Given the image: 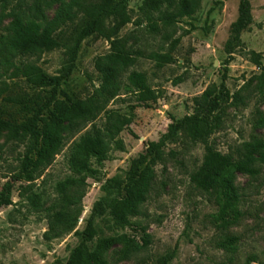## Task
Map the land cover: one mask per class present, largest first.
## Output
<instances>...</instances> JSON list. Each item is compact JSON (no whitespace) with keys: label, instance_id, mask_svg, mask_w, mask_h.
I'll use <instances>...</instances> for the list:
<instances>
[{"label":"rangeland","instance_id":"rangeland-1","mask_svg":"<svg viewBox=\"0 0 264 264\" xmlns=\"http://www.w3.org/2000/svg\"><path fill=\"white\" fill-rule=\"evenodd\" d=\"M70 0H0V39L12 34L10 13L27 12L36 2L43 9L42 23L57 15ZM184 0H175L157 10L145 9L146 0H130L132 22L119 38H126L134 61L118 77L120 90L94 119L77 120L65 131L63 146L49 164L41 165L32 182L15 180L25 158L28 140L8 141V131L0 135V192L12 184L13 205L0 209V264H66L79 244L96 202L109 198L108 183L126 178L131 163L143 153L151 141H160L173 119L193 113L194 99L206 89L220 88L226 74L230 99L218 111L220 125L211 135V144L223 154L239 158L246 143H264V0H251L252 25L243 32L241 43L231 53L226 51L231 26L239 15L240 0H200L192 16L177 17L172 24L165 16H173ZM193 0H185L191 3ZM152 24L157 26L152 30ZM65 37L71 32L65 28ZM111 43L103 38H88L79 50L76 68L61 85L74 100H87L101 87L103 78L98 63L111 53ZM261 54L263 69L252 60ZM168 55L170 62L161 64L154 56ZM7 52H0V75L10 74ZM14 63L33 64L45 73L56 76L67 62L66 49L61 47L41 56L11 58ZM146 76L158 100L150 107L139 104L127 93L132 73ZM11 80L1 77L0 81ZM14 95L28 98L40 89L20 78ZM50 89V88H48ZM9 95L3 94L2 98ZM115 115L130 119V124L116 136L124 143L119 150L111 142L107 159L91 165L95 176L87 177L82 214L75 230L55 237L50 231L55 213L63 206L59 184L69 178H80L71 164L75 145L90 130L104 133L112 130ZM114 131V129L112 130ZM109 141V137H106ZM204 146L180 136L169 143L162 161L154 165V180L147 201L131 217L125 227L110 219H98L101 236L126 235L131 241L129 256H124L123 243L110 249L105 258L109 264H157L159 259L176 250L170 264H248L250 257L264 264V163L257 162L255 175L236 173L235 188L243 195L240 220L228 228L217 221L215 191L207 193L192 180L202 166ZM237 237L232 246L222 247L228 238Z\"/></svg>","mask_w":264,"mask_h":264},{"label":"trees","instance_id":"trees-1","mask_svg":"<svg viewBox=\"0 0 264 264\" xmlns=\"http://www.w3.org/2000/svg\"><path fill=\"white\" fill-rule=\"evenodd\" d=\"M130 0H70L61 11L46 24L42 23L43 9L41 2H36L27 12H12V34L0 39V52H7L10 57L41 56L46 52L61 47L66 49L67 62L59 75L51 76L33 64L14 63L11 58L8 64L14 70L0 75L11 80L0 81V135L8 131V141L25 142L28 148L21 161L20 172L15 180L32 182L39 166L49 164L63 146L65 131L71 130L75 121L94 119L102 111L110 99L115 98L120 90L118 77L123 69L134 61L128 49L126 38H119L122 29L132 22L128 8ZM175 0H146L145 9L157 10L160 6L174 5ZM200 0L191 3L183 1L182 8L173 16H165L162 20L167 24L176 22L177 17H188L195 14ZM251 0H240L239 15L231 26L230 37L226 43V51L231 53L241 43L243 32L252 25ZM152 30L157 26L152 24ZM71 27V33L65 37V28ZM88 38H103L111 43V53L98 63L103 82L87 100H74L61 85L70 78L76 68V61L82 43ZM253 62L263 69L261 54L254 53ZM161 64L170 62L168 55L154 56ZM20 78L40 90L28 98L27 94L14 95ZM227 75L223 77L220 88L216 85L206 89L194 99L192 114L181 119H173L167 132L160 141L148 143L145 151L131 163L125 179L106 185L109 198L95 203L92 213L79 235V244L72 250L66 264H109L105 258L107 252L125 244L124 256H129L128 247L131 241L126 235L101 236L97 225L98 219H110L115 225L125 227L131 224V217L138 214V208L147 201L154 180V165L164 158L169 143L180 136L201 143L205 154L202 166L192 175L196 185L207 193L215 191L218 207L216 215L220 226L228 228L236 224L241 216L240 204L243 195L235 188L233 178L236 173H258L254 167L257 162L264 163V143H246L239 158L218 151L210 142L211 135L220 125L217 114L224 102L235 99L226 86ZM127 93H132L139 104L150 107L149 102L158 100L156 91L148 84L142 73H132L128 78ZM50 88V89H48ZM9 95L2 98L3 94ZM130 119L115 115L112 130L104 133L99 130L86 132L75 145L71 164L80 178H69L59 184L63 206L55 213L48 238L51 233L55 237L71 233L75 230L82 214V201L86 196V179L95 176L97 170L92 159L99 163L107 159L113 142L119 150H124V143L116 139L128 125ZM109 137L107 141L106 137ZM12 184H7L0 192V209L13 205ZM237 237L228 238L222 247L232 246ZM176 250L162 256L157 264H170L175 258ZM256 262L250 257L248 264Z\"/></svg>","mask_w":264,"mask_h":264}]
</instances>
